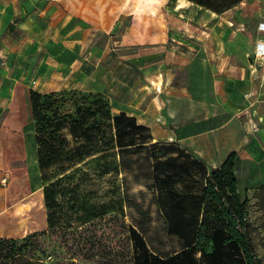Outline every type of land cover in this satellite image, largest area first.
I'll list each match as a JSON object with an SVG mask.
<instances>
[{
    "label": "crops",
    "instance_id": "obj_1",
    "mask_svg": "<svg viewBox=\"0 0 264 264\" xmlns=\"http://www.w3.org/2000/svg\"><path fill=\"white\" fill-rule=\"evenodd\" d=\"M147 3L139 14L138 0H1L0 11L11 9L24 38L43 47L34 53L47 69L36 79H50L33 86L38 91L75 87L81 76L104 92L116 72L115 115L133 118L154 139L181 143L207 172L236 151L238 189L264 264V67L238 50L245 34L225 42L211 29L212 17L195 23L178 12L155 13ZM143 87L152 92L141 94Z\"/></svg>",
    "mask_w": 264,
    "mask_h": 264
},
{
    "label": "rangeland",
    "instance_id": "obj_2",
    "mask_svg": "<svg viewBox=\"0 0 264 264\" xmlns=\"http://www.w3.org/2000/svg\"><path fill=\"white\" fill-rule=\"evenodd\" d=\"M149 1L153 2L155 13L164 11L170 17L178 12L185 20L193 18L191 21L195 23L200 15L212 17L210 23L214 24L211 29L222 32L225 42L231 40L235 32L245 34L238 50H244L249 62H257L264 67V0H241L220 13L211 12L191 0H177L179 10L172 8L175 0H138L139 14L149 6ZM227 2L235 0L216 1L215 8L226 6ZM1 12L0 236L20 237L48 227L49 209L43 200L29 90L35 89L33 86L41 87L50 76L43 74L38 82V72L44 73L42 70L47 68L46 65L38 66L39 57L34 52L43 50V47L33 46L28 38H24L23 29H17L10 21L18 18L11 9H6L3 15ZM27 36L29 34L26 33ZM94 76L96 81L97 74ZM112 77L108 81L111 86L101 93L110 100L115 115L118 111L113 99L117 88ZM58 81L60 84L67 82L65 79ZM76 82L75 87L68 84L58 90L72 88L99 92L89 89L81 76L75 78ZM148 90L152 92L151 88L143 87L141 94L146 95ZM157 137L158 140L149 134L143 146L135 144L117 148L114 153L88 159L59 176L52 187L54 209L51 212H56L54 222L82 228L90 222L118 216L133 225L149 249L160 256L172 254L191 241L200 217L207 167L199 166V162L191 158L193 152L181 143L163 140V135ZM131 138L132 135L128 134L121 137L125 143ZM134 142H139L137 136ZM174 221L176 224L179 222V230L171 229ZM89 230L100 238L104 250L100 246L92 250L88 259L78 261L77 255L74 260L79 264H131L130 242L121 228L111 227L110 222H100L96 226L91 225ZM51 237L60 255L63 248L59 236L53 234Z\"/></svg>",
    "mask_w": 264,
    "mask_h": 264
},
{
    "label": "trees",
    "instance_id": "obj_3",
    "mask_svg": "<svg viewBox=\"0 0 264 264\" xmlns=\"http://www.w3.org/2000/svg\"><path fill=\"white\" fill-rule=\"evenodd\" d=\"M191 1L220 13L241 0L227 2L220 9L215 8L216 1L225 0ZM29 99L43 200L49 209L48 227L20 237L0 236V264H79L78 261L88 259L92 250L102 245L100 238L89 232L91 225L100 222H110L111 227L123 230L130 242L131 264H262L251 240L247 203L238 189L236 151L206 172L195 236L172 254L153 253L142 234L118 216L93 221L82 228L57 225L53 220L56 212L51 209H54L52 187L59 176L88 159L114 153L117 148L143 146L149 134L145 126L124 113L114 115L110 100L101 92L72 88L47 92L31 89ZM125 134L132 135L130 142L122 141ZM135 136L139 140L137 143ZM178 224L174 221L171 229L179 230ZM53 234L59 236L63 248L60 255L52 243Z\"/></svg>",
    "mask_w": 264,
    "mask_h": 264
}]
</instances>
